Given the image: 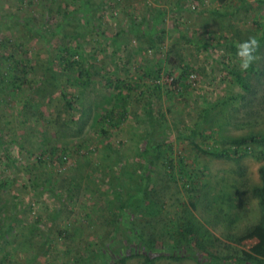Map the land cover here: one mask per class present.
<instances>
[{
	"label": "rangeland",
	"instance_id": "obj_1",
	"mask_svg": "<svg viewBox=\"0 0 264 264\" xmlns=\"http://www.w3.org/2000/svg\"><path fill=\"white\" fill-rule=\"evenodd\" d=\"M262 135L264 0H0V264H244Z\"/></svg>",
	"mask_w": 264,
	"mask_h": 264
},
{
	"label": "trees",
	"instance_id": "obj_2",
	"mask_svg": "<svg viewBox=\"0 0 264 264\" xmlns=\"http://www.w3.org/2000/svg\"><path fill=\"white\" fill-rule=\"evenodd\" d=\"M7 28H11L10 26H7ZM9 41V40H8ZM120 93V92H119ZM121 96V93L119 94ZM123 116H121L122 120ZM149 122H151L152 125H154V121L152 120V116L149 114L148 115ZM189 140L193 146L200 151L203 155H207L210 157L214 158H223L225 157L229 152L236 155L240 152L242 146H246L247 144H254L256 142L262 141L264 142V135L262 136H249L245 138H240V139H233L229 140L230 144H233L236 148L233 149H227V150H220L218 148H214L211 150L204 149L202 145L194 143L193 136H189ZM242 151H247L246 148H244ZM148 154V152H147ZM167 167L170 171L171 176L174 177L175 175V169L172 164H167ZM178 167L180 168L179 171L184 172L185 165L182 161L178 162ZM146 170V168L144 169ZM260 174V180H261V185L259 188H256L254 190V194L257 196L259 205L262 210V218L261 221L253 224L249 227H247L244 232L236 238V241L239 245L245 244V243H251L249 246L248 251L243 252V257L240 259V262L244 264H264V166L260 168L259 170ZM187 176V175H186ZM148 174L145 175V172L143 173L142 178V183H141V188L138 189V192L136 194L128 195V197H125V202L123 204L122 209L125 208V203L126 206H131L133 205L132 211L135 212V210H140L142 205L145 203L147 194H148ZM188 177V176H187ZM124 200V199H123ZM193 205V204H192ZM183 230L180 233L181 236V241L179 242V245H182L184 242L185 237H191L193 236L196 245L199 247L201 246L197 242V237L194 234V230L191 224H186L185 226L182 227ZM133 240L129 239L126 243V248L129 249V245H131ZM140 246L138 247V250H140ZM126 249V250H128ZM202 249V246H201ZM142 250V248H141ZM140 250V251H141ZM126 252V251H125ZM142 252V251H141ZM127 253V252H126ZM143 253L147 255V259L149 261V255H151L150 251L143 250ZM175 254L177 255H171L170 257L172 258H180V257H186V256H192L198 261V264H207L206 261H209L211 259L218 260L215 256H212L210 254L205 253V255H200L197 253L193 252H183V250H178Z\"/></svg>",
	"mask_w": 264,
	"mask_h": 264
},
{
	"label": "clouds",
	"instance_id": "obj_3",
	"mask_svg": "<svg viewBox=\"0 0 264 264\" xmlns=\"http://www.w3.org/2000/svg\"><path fill=\"white\" fill-rule=\"evenodd\" d=\"M259 48L260 44L254 36L236 44V56L241 71L246 72L254 62L260 59L257 55Z\"/></svg>",
	"mask_w": 264,
	"mask_h": 264
},
{
	"label": "built area",
	"instance_id": "obj_4",
	"mask_svg": "<svg viewBox=\"0 0 264 264\" xmlns=\"http://www.w3.org/2000/svg\"><path fill=\"white\" fill-rule=\"evenodd\" d=\"M190 8L191 10H196V7L194 5H192Z\"/></svg>",
	"mask_w": 264,
	"mask_h": 264
}]
</instances>
